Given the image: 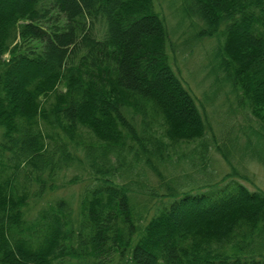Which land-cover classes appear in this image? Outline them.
<instances>
[{"label":"trees","instance_id":"1","mask_svg":"<svg viewBox=\"0 0 264 264\" xmlns=\"http://www.w3.org/2000/svg\"><path fill=\"white\" fill-rule=\"evenodd\" d=\"M183 3L264 152V0ZM169 40L155 0H0V264H264V191L212 181Z\"/></svg>","mask_w":264,"mask_h":264},{"label":"rangeland","instance_id":"2","mask_svg":"<svg viewBox=\"0 0 264 264\" xmlns=\"http://www.w3.org/2000/svg\"><path fill=\"white\" fill-rule=\"evenodd\" d=\"M155 3L166 19L173 68L198 97V105L208 122L207 138L213 136L214 145H221L229 150L228 162L216 148H210L207 167L208 172L213 173L212 181L224 179L226 182L235 176L250 189L264 191V152L256 146L258 138L255 133L260 130V125L247 108L239 105L229 87L218 82L215 69L216 38L196 37V24L201 22L187 15L183 0H155ZM196 145L197 143L191 144L192 147ZM65 173L64 181L67 183L78 170L71 168ZM185 174L189 175L186 178L188 180H191L189 177L192 175V178H198L199 175L189 166L180 165L171 172L169 179L178 178L183 181ZM201 176L205 178L210 175ZM148 177L151 184L157 183L158 179L153 173L150 172ZM83 184L84 182H78L62 186L51 197L64 196L76 202ZM147 197L148 195L138 196V202L145 204ZM40 203L44 204L45 201ZM38 207L39 203L32 201L30 213L36 212Z\"/></svg>","mask_w":264,"mask_h":264}]
</instances>
